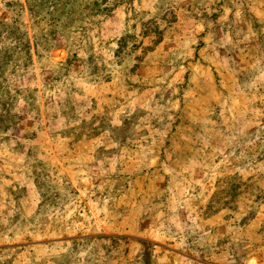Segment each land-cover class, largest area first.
Returning <instances> with one entry per match:
<instances>
[{"label":"rangeland","instance_id":"rangeland-1","mask_svg":"<svg viewBox=\"0 0 264 264\" xmlns=\"http://www.w3.org/2000/svg\"><path fill=\"white\" fill-rule=\"evenodd\" d=\"M0 264H264V0H0Z\"/></svg>","mask_w":264,"mask_h":264}]
</instances>
